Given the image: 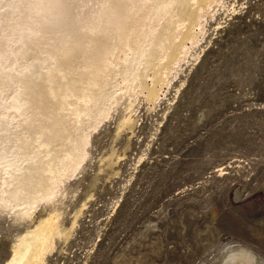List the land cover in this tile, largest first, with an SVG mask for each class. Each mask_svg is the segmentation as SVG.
<instances>
[{"label": "rangeland", "instance_id": "374dc122", "mask_svg": "<svg viewBox=\"0 0 264 264\" xmlns=\"http://www.w3.org/2000/svg\"><path fill=\"white\" fill-rule=\"evenodd\" d=\"M196 23L152 101L136 93L86 129L90 159L54 209L37 203L31 224L0 213V264L52 211L39 264H224L238 251L264 264V0H214Z\"/></svg>", "mask_w": 264, "mask_h": 264}, {"label": "bare ground", "instance_id": "6f19581e", "mask_svg": "<svg viewBox=\"0 0 264 264\" xmlns=\"http://www.w3.org/2000/svg\"><path fill=\"white\" fill-rule=\"evenodd\" d=\"M213 1L0 0V213L12 209L19 223L37 203L54 209L68 194L67 176L90 157L86 129L115 107L132 108L136 93L154 99L161 71L184 54L190 27ZM53 212L17 240L9 264H39ZM249 258L257 264L246 251L224 264Z\"/></svg>", "mask_w": 264, "mask_h": 264}, {"label": "snow or ice", "instance_id": "6c2138e0", "mask_svg": "<svg viewBox=\"0 0 264 264\" xmlns=\"http://www.w3.org/2000/svg\"><path fill=\"white\" fill-rule=\"evenodd\" d=\"M249 264H251V258H249Z\"/></svg>", "mask_w": 264, "mask_h": 264}]
</instances>
